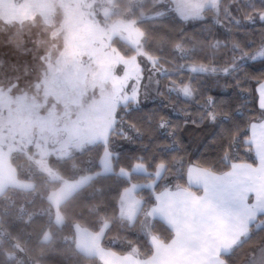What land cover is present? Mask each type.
Segmentation results:
<instances>
[{
  "label": "snow or ice",
  "instance_id": "6c2138e0",
  "mask_svg": "<svg viewBox=\"0 0 264 264\" xmlns=\"http://www.w3.org/2000/svg\"><path fill=\"white\" fill-rule=\"evenodd\" d=\"M168 3L157 15L175 10L181 25L201 22L200 34L159 32L153 42L129 25L121 35L124 48L100 50L111 56L103 71L112 84L109 119L99 133L103 166L111 173L112 157L121 161L116 176L129 186L117 206L130 230L139 220L137 236L157 219L183 237L264 214V151L249 147L244 135L257 121L264 126V0H227L222 8L211 0V16L208 0ZM117 64L119 75L113 74ZM189 127L203 130L195 153L185 140ZM117 133L138 147L114 150ZM134 174L144 180L135 182ZM138 189L147 190L143 198L136 197ZM251 264H264V249Z\"/></svg>",
  "mask_w": 264,
  "mask_h": 264
},
{
  "label": "rangeland",
  "instance_id": "374dc122",
  "mask_svg": "<svg viewBox=\"0 0 264 264\" xmlns=\"http://www.w3.org/2000/svg\"><path fill=\"white\" fill-rule=\"evenodd\" d=\"M115 1L0 0V193L33 187L31 179L17 175L11 160L12 154L24 155L21 166L26 173H44L58 182L47 194L48 215L57 224L63 222L59 204L94 174L64 178L47 157H65L95 142L105 144L99 133L109 119L112 84L103 66L111 56L100 50L109 52L111 39H121L127 26L139 29L129 16L143 0H126L121 11ZM206 6L214 8L211 0ZM157 13L141 12L140 18L160 16ZM122 72L119 64L113 69L115 75ZM118 216L123 219L119 208ZM262 249L264 237L241 264H251Z\"/></svg>",
  "mask_w": 264,
  "mask_h": 264
},
{
  "label": "trees",
  "instance_id": "16d2710c",
  "mask_svg": "<svg viewBox=\"0 0 264 264\" xmlns=\"http://www.w3.org/2000/svg\"><path fill=\"white\" fill-rule=\"evenodd\" d=\"M125 1L114 2L118 5L119 11L125 9ZM164 3L143 0L131 10L129 17L135 21V26L145 33V40L155 42V36L159 32L166 33L170 38H178L185 32L200 34L198 30L201 28V22L189 20L181 25L174 10L168 11L165 16L140 18L141 12L155 14L164 7L171 8L168 0ZM225 3L227 0H220L221 8ZM205 12L211 16L215 14V9L207 6ZM111 16L114 17L115 14ZM185 40L191 43L187 37ZM111 44L125 47L121 39L116 36L111 39ZM226 50V47L222 46L221 54ZM201 132L202 129L191 127L186 130L185 140L190 152L197 151L200 144L197 133ZM244 135L249 139V127ZM111 146L121 152L138 147L122 141L119 133L111 141ZM249 147L253 149L252 145ZM103 148L104 143L95 142L80 150H74L65 157L59 158L53 155L47 157V162L64 178L76 179L85 174H94L86 184L76 189L59 204L58 208L63 216V222L60 224L55 223L48 215L50 204L47 199L48 192L56 187L58 182L48 179L44 173H26L21 166L25 162V156L11 155L17 175L31 179L34 184L27 190L10 187L0 193V264H99L94 256H86L77 250L74 242L75 224H80L94 232L107 224L101 238L104 247L119 254L134 251L144 258L151 255L152 248L147 236L134 234L139 229V220L130 230L127 220L118 216L117 200L122 189L128 186V182L117 179L116 172L121 161L116 160L115 157H112L113 171L107 174L99 173V157ZM133 179L143 181L144 176L134 174ZM146 191V189H138L136 192L143 198ZM258 222L261 224L257 226ZM151 231L164 242L169 241L173 236L172 230L165 227L164 222L159 219L151 227ZM45 232L49 233L48 239L43 238ZM263 237L264 214H258L255 222L249 226L248 235L222 254L225 264H241L250 248L257 245Z\"/></svg>",
  "mask_w": 264,
  "mask_h": 264
},
{
  "label": "crops",
  "instance_id": "0c3cea01",
  "mask_svg": "<svg viewBox=\"0 0 264 264\" xmlns=\"http://www.w3.org/2000/svg\"><path fill=\"white\" fill-rule=\"evenodd\" d=\"M249 140L252 141L253 150L264 151V126L260 125L259 121L256 127L249 126ZM192 190L198 191L195 187ZM255 220L248 218L247 221H238L214 232H186L183 237L170 228L173 236L167 242L151 232L147 239L152 253L145 258L138 256L134 251L119 254L104 247L101 238L107 224L96 232L75 224L74 242L78 251L86 256H94L99 264H220L221 261L225 264L222 254L248 235L249 226Z\"/></svg>",
  "mask_w": 264,
  "mask_h": 264
}]
</instances>
